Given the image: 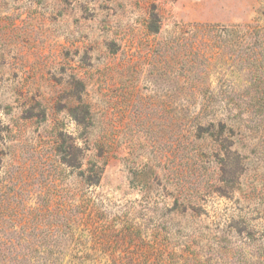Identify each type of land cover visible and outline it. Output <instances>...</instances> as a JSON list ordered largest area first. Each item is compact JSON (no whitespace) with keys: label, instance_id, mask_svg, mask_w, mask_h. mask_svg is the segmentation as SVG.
Wrapping results in <instances>:
<instances>
[{"label":"rangeland","instance_id":"obj_1","mask_svg":"<svg viewBox=\"0 0 264 264\" xmlns=\"http://www.w3.org/2000/svg\"><path fill=\"white\" fill-rule=\"evenodd\" d=\"M0 264H264V0H0Z\"/></svg>","mask_w":264,"mask_h":264},{"label":"trees","instance_id":"obj_2","mask_svg":"<svg viewBox=\"0 0 264 264\" xmlns=\"http://www.w3.org/2000/svg\"><path fill=\"white\" fill-rule=\"evenodd\" d=\"M251 33H253V28L250 25H230L228 27H218L214 25L204 26L198 24L189 25L185 31L180 32L182 36L187 35L190 38H196L198 35L212 34L217 37L226 36L237 39L247 38L251 35ZM202 118H204V116L201 115V112L196 113L192 117V142L194 146L196 145L193 159L194 163L197 165L205 163L208 164L211 160L214 161L215 158H218L220 155L219 153H222L225 150L229 153L230 151H228L225 145L229 143L227 137L229 135L237 136L240 131L239 125L230 121L229 118L213 119L205 122L201 121L204 120ZM208 140H210L208 143L209 145L205 144ZM233 155H236V151L233 152ZM224 165H229V163H225ZM219 174L221 175L219 177L218 175L216 176V183L225 182L226 180L222 175L223 170L220 171Z\"/></svg>","mask_w":264,"mask_h":264}]
</instances>
